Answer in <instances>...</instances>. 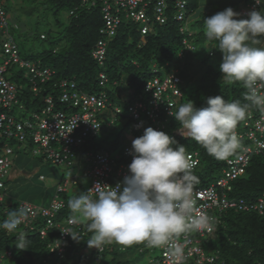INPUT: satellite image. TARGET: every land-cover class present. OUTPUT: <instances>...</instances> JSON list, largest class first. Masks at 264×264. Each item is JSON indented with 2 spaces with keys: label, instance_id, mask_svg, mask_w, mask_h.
Returning a JSON list of instances; mask_svg holds the SVG:
<instances>
[{
  "label": "built area",
  "instance_id": "1",
  "mask_svg": "<svg viewBox=\"0 0 264 264\" xmlns=\"http://www.w3.org/2000/svg\"><path fill=\"white\" fill-rule=\"evenodd\" d=\"M2 1L0 0L1 137L13 138L22 142L30 139L32 144L38 146V148H32L33 154L42 155L54 164L71 165L75 150L86 145L88 139L101 130L100 115L104 111H107L111 117L122 114L117 102L110 101L108 97L109 78L103 68L108 41L115 35L124 20H132L138 24L137 31L145 35L151 31L154 24H166L171 14L175 21L181 23L179 30L185 34L178 51L179 58L175 62L178 66L173 65L174 70L166 72L162 79L154 77L147 80L142 87V92L133 96L127 105L128 118L133 122L132 130L137 133L136 137L143 135L144 130L149 127L146 121H149L151 127L156 130L165 128L161 121L162 116H170L169 113L175 111L178 100L183 96L184 80L180 74L182 65H179L178 60L185 59L188 53L196 49L193 41L189 39L193 32L188 27V0H81V4L87 7L101 2L103 26L99 29L100 37L91 49L93 60L101 68L97 73L100 89L97 92H89L80 88L74 80L63 78L54 86L60 90L59 102L66 104L68 109L56 108L54 96L49 93L43 97L42 107L33 110L29 117L19 118L14 116L13 109L17 107L24 111L26 107L19 98V89L16 84L6 77L8 67L17 66L18 69L24 71V76L29 80L30 90L35 96L39 95V84L48 81L54 71L42 67L38 61L20 57L17 43L10 33L9 20ZM260 5L256 3V0H251L240 10V17L247 19L248 13ZM209 53L211 54V51ZM113 85H117V82L114 81ZM116 94L119 96V89ZM112 123L113 121L109 125ZM236 131L241 145L238 153L225 160V166L221 170L222 174L213 183L195 187V209L212 219V230L190 232L177 238V242L183 246L184 250L183 264L223 263L218 252L206 251L202 245L204 238L214 232L223 211L234 209L242 212H255L264 218V193L255 200L229 196L233 189V181L245 173L250 156L258 154L264 157V113L251 109V115L238 124ZM131 147L132 144L125 146L123 157L116 160L112 159L109 152L103 149L86 152L87 161L90 163V167L82 173L89 179L86 193L96 183L115 186L123 181L124 177L129 174L128 165L133 159ZM12 152L13 147L5 142L0 153V176L8 173L10 164L8 156ZM186 152L199 163L197 151L186 150ZM70 185H77L76 178H66L63 183L58 184L49 206H39L22 200L11 209L0 192V221H3L4 217L1 214H4L6 219L9 213L13 212L11 210L25 208L28 210L27 220L20 225L18 230L37 232L41 239L48 237L49 230L56 229L57 231L46 246L49 255L35 264H60L70 241H74L71 234L64 231H72L78 234V237L85 234L81 223L72 222L71 216L62 220L56 218L58 210L64 207V199L60 197V193ZM2 186L3 181L0 179V189ZM104 246L100 249L96 248V252L102 251ZM14 249L13 246L4 247L0 243V264L13 258ZM159 251L160 260H156L155 264H171L167 252L164 249H159ZM100 258L101 255L98 254L94 259L95 262ZM257 264H264V260Z\"/></svg>",
  "mask_w": 264,
  "mask_h": 264
},
{
  "label": "trees",
  "instance_id": "2",
  "mask_svg": "<svg viewBox=\"0 0 264 264\" xmlns=\"http://www.w3.org/2000/svg\"><path fill=\"white\" fill-rule=\"evenodd\" d=\"M245 2L248 3L251 0H246ZM199 3V0H188L187 16H190L198 9ZM42 5L43 10H48L55 16V28L41 33L40 35H44L43 37L39 35V38L47 41L50 47L37 52L25 53L24 57L20 46H18V50L21 58L38 61L42 67L52 69L54 73L48 81L39 84L40 92L37 96L30 90L29 80L24 76L22 69L15 71L13 70L14 66H9L6 77L11 72V79L7 78L16 82L15 84L19 89V98L25 104L26 110L28 108L37 110L42 107L44 105L43 97L49 93L54 96L56 108L68 109L66 104L60 103L58 100L60 90L54 84L59 82V80L63 78L74 80L80 88L89 92H97L100 89L97 73L101 68L93 60L91 49L100 37L99 29L103 26L101 2L87 7L81 4V0H43ZM59 13H65V20L57 17ZM206 17H210V15L204 14L200 19L194 20L193 23H204ZM180 25L181 23L175 21L170 14L166 24H154L149 33L141 35L137 31L138 24L132 20H124L121 23L115 35L108 41L103 67L109 78L108 97L110 101L118 102L116 99L119 96L116 92L117 89L121 88V85L124 86L123 89L132 86L133 96H135L142 92V87L147 80L154 77L162 79L168 72H164L163 69L171 68L173 65L178 66L175 62L179 58L178 51L185 35L180 32ZM189 29L193 32L189 39L193 41L196 49V44L199 41L208 40L206 35H202L204 34L203 30L197 33L190 27ZM15 30L17 29H14L12 34ZM12 36L17 43L14 34ZM209 42L215 43V45L218 43L217 41ZM194 52L188 53L187 56L191 54L193 57ZM209 52L210 50L202 61L199 60L205 66V70L187 96H185L184 90H186L188 82L187 79L185 80L183 73L180 72L184 80V86L182 87L183 96L178 100L174 108L175 111L178 110L181 104L189 102V100L196 107L206 106L207 97L217 95L223 96L228 101L239 100L241 104L249 103L245 99L246 89L240 82L229 83L222 80V74L219 70L220 63L211 64L207 62L211 56L215 55L212 49L211 54ZM180 61L182 59L178 60V62ZM180 68L183 71V66ZM114 81L117 82V85H113ZM20 84L24 86L25 90H20ZM251 109L256 110L254 107ZM119 116H122V114ZM161 121L165 125V128L161 131L174 137L187 150L198 151L200 164L194 170L199 177V183L196 186L208 185L220 175L221 169L225 165V160H218L210 156L196 141L183 136L180 131L182 126L175 120L174 116H162ZM146 125L151 126L149 121H146ZM96 135L91 136V138ZM134 135L136 137L137 133ZM5 142L11 147H16L17 143L24 142L30 146L33 145L30 139L22 142L13 138L5 139L0 136V153ZM88 148L96 151L102 150L94 142H90ZM10 165L8 168H10ZM63 181L64 179L59 180L58 184L63 183ZM58 184L55 185L54 190H56ZM77 186H79L78 195H71L67 200L65 196L67 189L60 193V195H63L64 207L58 210L56 218L62 220L72 216L68 201L75 196L83 194L78 180ZM263 193L264 157L252 154L245 173L233 181V191L230 196L240 197L245 200H255ZM15 204L10 203L11 209H13ZM46 206H49V204ZM2 215L4 216L2 220H4L5 215ZM80 223L85 234L79 236V240L70 241L65 257L60 264H130L131 260L128 258L127 252L132 247H137L139 253L148 250L147 247H144L145 245L140 244L124 247V249L118 248L115 244H106L102 251L96 252L95 249L91 250V247L87 244L92 237V233L88 231L87 222L81 220ZM19 232L26 233L27 240L24 242V249H19L16 246L17 240L15 237ZM56 232V229H51L48 232V237L41 239L37 232L29 230H17L16 233L9 234L0 229V243L4 247L13 246L15 248L10 264H35L41 258L49 255L46 246L51 241L52 236L56 235ZM202 245L206 251L218 252L220 260L223 262L222 264H257V262L264 260V218L255 212L228 209L221 213L215 232L207 235ZM79 253L83 255V258L80 257L75 260V255H80ZM97 253L101 255V258L95 262L94 259L98 255Z\"/></svg>",
  "mask_w": 264,
  "mask_h": 264
},
{
  "label": "clouds",
  "instance_id": "3",
  "mask_svg": "<svg viewBox=\"0 0 264 264\" xmlns=\"http://www.w3.org/2000/svg\"><path fill=\"white\" fill-rule=\"evenodd\" d=\"M256 3L264 5V0ZM6 14L13 35L18 24ZM237 16L239 13L228 7L206 17L205 35L209 41L218 42L213 48L222 53L219 65L222 80L240 82L249 103L228 101L217 95L207 97L206 106L196 107L189 100L169 113L182 126L183 136L196 141L218 160H228L240 149L237 126L251 115V108L264 113V41L260 39L264 37V8L250 11L247 19H236ZM186 150L174 137L149 126L132 141L133 159L128 165L129 174L121 183L115 186L96 183L88 193L71 198L70 220L87 222L92 233L88 246L100 249L114 243L124 249L144 244L164 249L171 264H183L184 250L177 238L212 230V219L195 209L194 190L199 177L194 170L200 157L198 163ZM27 214L25 208L9 213L0 221V229L16 233L26 222ZM64 232L79 240L78 234ZM15 238L17 248L24 249L26 233L19 232Z\"/></svg>",
  "mask_w": 264,
  "mask_h": 264
},
{
  "label": "rangeland",
  "instance_id": "4",
  "mask_svg": "<svg viewBox=\"0 0 264 264\" xmlns=\"http://www.w3.org/2000/svg\"><path fill=\"white\" fill-rule=\"evenodd\" d=\"M245 1L246 0H199L200 3L198 9L188 16V27L197 33L203 30L204 34L202 35H205V24L193 23L194 20L200 19V17L204 14L212 16L228 7H231L234 11L240 14V10L246 6ZM42 2L43 0H3L2 5L4 6L5 11H7L10 21L18 24V28L13 32V34L18 46H20V48L23 50V57L25 53L37 52L43 50L44 48L50 47L47 41L41 40L39 38V35L49 29L55 28V16L50 11L43 10ZM262 8H264V5L254 10L259 11ZM65 16V13H59V15H57V17H60L61 20H65ZM235 18L242 19L240 15ZM261 38L264 39V37ZM263 39L261 40L264 41ZM196 45L197 49L193 53V57L191 54H189L185 59L179 62V65L183 66L182 73L185 77V80L187 79L188 82L186 90H184L185 96H187L188 93L194 88L195 82L198 81L201 74L204 72L205 66L199 62V60L202 61L209 50L211 51L212 49L215 55L208 59V63L216 64L221 63L222 61V53L220 50L218 48H213L216 46L215 43H211L205 39L204 41H199ZM167 69H163V71H173L174 66H171V68ZM13 70L18 71V67L14 66ZM11 75V72H9L7 77L11 79ZM19 87H21L20 90H25L23 85L20 84ZM123 87L124 86L121 85L120 89L122 90L119 89V97L116 99L118 100L117 105L121 108L122 116L111 117L107 111H104V113L100 115V121L102 123L100 132L94 138L90 137L88 139V144L90 142H94L96 145H98V147H100V149L108 151L110 157L115 160L123 157L124 147L132 144L135 136V133L132 130L133 122L128 118L127 111V105L129 104L134 92L132 86L124 89ZM123 99H125L124 102L122 101ZM32 111V108L22 111L16 107L13 109L12 113L16 118H19L21 116L29 117ZM111 121H113V123L109 125ZM88 144L76 150L74 153L75 155L73 163L71 165H66L64 163L54 164L51 160H49L48 163L42 165L44 169L43 171H45L47 174L44 182L50 188V201L54 197L56 191L53 190L55 182L58 184V181L62 179L76 178L80 184L83 194L87 191L89 179L82 175V173L90 167V163L87 161L86 152H96V150L89 149ZM32 148H38V146L34 144L30 146L25 142L20 144L17 143L16 147H13L14 150L8 156V158L14 160L16 156L21 157L22 160L28 162L27 166L32 167L31 163L34 157L37 159L40 156L39 154L33 155ZM12 165V168L17 167L15 163ZM0 179L6 181V175L3 177L0 176ZM8 182L9 181L7 180V183ZM72 186L73 185H70L67 188L65 195L66 200L72 195ZM0 192H2V190H0ZM20 192V189L16 188L15 193ZM28 193L29 191L21 192L17 198L24 199ZM60 197L63 198V195L61 194ZM94 249L96 250V247H91V250ZM147 249L148 250L144 251L143 253H139L137 247H132L131 250L127 252V256L131 260L130 264H155L156 260H160L159 249L149 247H147ZM79 254L80 255H75V260H78L83 256L81 253ZM10 262L11 260H7L5 263L10 264Z\"/></svg>",
  "mask_w": 264,
  "mask_h": 264
},
{
  "label": "crops",
  "instance_id": "5",
  "mask_svg": "<svg viewBox=\"0 0 264 264\" xmlns=\"http://www.w3.org/2000/svg\"><path fill=\"white\" fill-rule=\"evenodd\" d=\"M33 155H37V154H33ZM43 157L44 156L42 155H40L37 159H35L34 157L31 163L32 167L27 166L28 162L22 160L21 157L16 156L14 160H12L11 158L9 159L11 165L10 168H8V173L5 174L6 181L1 179L3 181L4 189L3 188L0 189L3 190L2 194L4 195L7 203L9 202V205L11 202L15 204L22 200L40 206H46L49 204L51 199L50 191H49L50 188L44 182L47 174L45 171H43L44 169L42 166L45 163H48L49 159ZM13 163H15L17 167L12 168ZM40 176H43V178H40ZM7 180L9 181L8 183ZM56 184L57 183L55 182V185ZM16 188H19L21 192L29 191V193L24 199H18L17 196L20 195L21 192L15 193ZM71 188H72L71 194L78 195L79 186L75 185L72 186Z\"/></svg>",
  "mask_w": 264,
  "mask_h": 264
},
{
  "label": "bare ground",
  "instance_id": "6",
  "mask_svg": "<svg viewBox=\"0 0 264 264\" xmlns=\"http://www.w3.org/2000/svg\"><path fill=\"white\" fill-rule=\"evenodd\" d=\"M95 61V60H94Z\"/></svg>",
  "mask_w": 264,
  "mask_h": 264
}]
</instances>
